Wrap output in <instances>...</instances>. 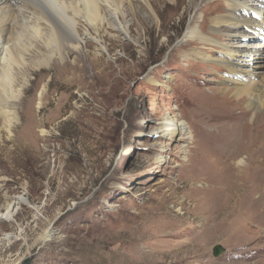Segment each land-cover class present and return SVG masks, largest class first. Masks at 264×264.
<instances>
[{
	"label": "rangeland",
	"instance_id": "rangeland-1",
	"mask_svg": "<svg viewBox=\"0 0 264 264\" xmlns=\"http://www.w3.org/2000/svg\"><path fill=\"white\" fill-rule=\"evenodd\" d=\"M130 1L122 5L129 38L107 27L102 46L83 34L63 59L55 53L36 67L46 51L36 45L28 66L12 64L23 90L12 131L0 122V212L16 196L27 201L0 219V264H264V179L250 175L259 164L219 173L208 151L217 125L234 118L200 124L211 109L232 111L239 123L255 112L242 114L215 91L250 66L215 68L192 55L206 47L186 36L190 25L201 28L204 17L222 12V1ZM263 22L254 37L217 39L262 42ZM212 31L209 24L204 33ZM219 48L212 54L224 57ZM213 91L221 99L208 108ZM172 117L185 122L182 140L157 130ZM189 125L203 130L195 143ZM236 202L245 215L241 206L231 211ZM216 245L225 252L215 256Z\"/></svg>",
	"mask_w": 264,
	"mask_h": 264
},
{
	"label": "bare ground",
	"instance_id": "bare-ground-1",
	"mask_svg": "<svg viewBox=\"0 0 264 264\" xmlns=\"http://www.w3.org/2000/svg\"><path fill=\"white\" fill-rule=\"evenodd\" d=\"M125 1L0 0V122L3 123L4 130L11 132L15 123L19 120V112L16 108L23 90V86L19 88L15 86V81L12 76L14 69L12 64H17L22 68L28 66L29 59L36 56L34 55L36 45H41L46 48V51L39 52L40 64L36 67L49 64L55 56V53H59L60 58L62 57L63 59L66 49L77 50L81 47L84 38L83 34L91 37L94 42L102 46L103 35L101 34V30L107 27L114 30L115 33L121 32L129 38L128 30L130 26L124 21L125 12L122 10V5ZM127 1L130 6H133L130 0ZM139 1L146 4L150 3V0ZM221 1L224 10L220 13L212 14L210 20L204 17L200 25L201 28L190 25L187 29L186 36L194 38L192 40L194 45L201 43L206 47L205 49L193 51L192 55L209 63L211 62L215 68H223L224 64L250 66V69H245L249 75L232 77L229 80L232 82V85L221 86L215 91H217V94H229L230 102L232 101L241 105L240 107L242 108L240 110L242 114H250L253 109H255V112L250 120H242L243 122L239 123V120H236L239 116L235 115L232 111L227 114H219V112L217 113V109H207L214 111L208 114V117L202 115L200 124H206V119L209 121L210 118L215 119V122L218 123H228L227 120L233 117L234 121L231 119V126L222 128L220 126L223 124H220V126L217 125L219 137L215 138L216 141L214 142L213 148H210L208 151L210 157L215 156L217 158L214 157V167H216L219 173L223 172L228 175H233L239 173V171L242 172V168L248 162H256L259 164H256L259 169L250 175L257 177V179L259 178V180H263L264 41L256 43H229V45L224 41V38L223 40L217 38L220 35L224 36L225 33L229 35V39L234 37V40L250 37L249 35L251 34L253 35L255 33L254 27L257 25L256 22L258 20H264V0ZM134 12L135 14L138 13L136 9H134ZM247 15H250V17ZM209 24H211L213 31L204 33L205 28ZM260 25H264V22ZM257 28L256 31L258 30ZM81 29L83 33H81ZM262 29L264 28L261 27ZM217 47H220L219 49L224 54V57L214 56L212 54L213 51L217 50ZM253 61L254 64H251ZM229 90L230 93H228ZM215 91L208 96L210 99L208 108L217 107V100L221 99L216 95ZM222 99L227 102V97ZM203 117L205 118L204 121ZM224 119L227 120L223 121ZM189 126L192 130L190 131L191 136L189 138L193 139L195 143L193 137L200 131L203 133V130L198 127L199 131H194V127ZM157 130L170 134L174 139L178 137L181 140L186 137V134H189L185 122L176 117L161 122ZM42 132L44 133L46 131L42 130ZM242 150L246 151L247 156L231 161L235 155H240L243 152ZM222 160L225 165L223 168ZM249 165L251 164L247 166ZM251 180L254 182L255 178H251ZM243 184H240L241 188H245L246 190V185ZM15 198L16 200L6 207V212H0V219L13 218L16 203L27 201L25 197L20 195ZM236 203L233 206L229 205L233 208L231 211H239L243 207V203ZM257 204L258 201L253 203V206ZM217 207V204L211 207L210 212L213 215L210 218L217 214L219 209ZM242 209L243 216L246 211L244 207ZM216 217L217 215L212 219L213 223ZM49 228L50 225H48L47 230L50 232ZM220 230L223 234L228 232L224 226ZM49 236L50 234L46 232L43 238H49Z\"/></svg>",
	"mask_w": 264,
	"mask_h": 264
},
{
	"label": "water",
	"instance_id": "water-1",
	"mask_svg": "<svg viewBox=\"0 0 264 264\" xmlns=\"http://www.w3.org/2000/svg\"><path fill=\"white\" fill-rule=\"evenodd\" d=\"M263 217H264V209H263ZM214 255L219 256L223 252H225L224 248L221 245H216L213 249Z\"/></svg>",
	"mask_w": 264,
	"mask_h": 264
}]
</instances>
